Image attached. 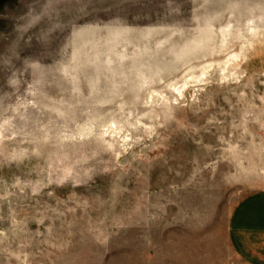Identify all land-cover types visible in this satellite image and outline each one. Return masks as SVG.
I'll use <instances>...</instances> for the list:
<instances>
[{
    "label": "rangeland",
    "instance_id": "obj_1",
    "mask_svg": "<svg viewBox=\"0 0 264 264\" xmlns=\"http://www.w3.org/2000/svg\"><path fill=\"white\" fill-rule=\"evenodd\" d=\"M264 190V0H0V264H244Z\"/></svg>",
    "mask_w": 264,
    "mask_h": 264
},
{
    "label": "crops",
    "instance_id": "obj_2",
    "mask_svg": "<svg viewBox=\"0 0 264 264\" xmlns=\"http://www.w3.org/2000/svg\"><path fill=\"white\" fill-rule=\"evenodd\" d=\"M227 240L244 264H264V190L245 196L234 206Z\"/></svg>",
    "mask_w": 264,
    "mask_h": 264
}]
</instances>
